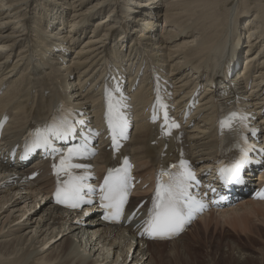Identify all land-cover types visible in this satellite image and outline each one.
I'll return each mask as SVG.
<instances>
[{
    "label": "bare ground",
    "instance_id": "obj_1",
    "mask_svg": "<svg viewBox=\"0 0 264 264\" xmlns=\"http://www.w3.org/2000/svg\"><path fill=\"white\" fill-rule=\"evenodd\" d=\"M134 1L0 0V20L6 17L4 24L7 25L5 32L0 31V119L10 113L6 121L7 143L13 144L35 122L48 118L56 107L66 103L75 107L76 115L80 114L74 122L75 136L88 132L97 118L99 84L106 77L110 81L106 75L107 63L116 67L122 78L128 74L126 113L132 112L130 117L134 122L144 119L146 101L142 95L149 90L146 80L137 86L138 90L133 85L142 66L149 64L160 73L167 99H174L171 110L176 116L181 114L198 84L207 86V90L199 98L202 107L193 114L201 111L205 120L215 113L217 85L229 88L230 101L241 97L247 113L258 115L262 108L264 111V0ZM100 13L106 14L97 18ZM133 13H137L136 22L132 20ZM244 18L247 20L239 26ZM63 27L69 28V34H61ZM89 29L91 34L82 39ZM245 33H248L246 45ZM124 46L128 51H123ZM239 59L250 66L242 65L231 77L229 72L235 69ZM250 80L251 84L246 85ZM131 98L137 103L130 102ZM133 106L136 115L131 111ZM254 120L255 116L248 120L242 142L232 139L226 143L227 156L240 146L247 148L245 183L223 187L232 188L234 196L244 195L246 187L264 179L261 173L264 115L257 123H252ZM229 122V119L224 121ZM213 129V125L197 123L192 129L184 130L180 140H171L158 138L156 128L141 121L135 124L132 138L121 155L112 156L104 148L92 163L98 168L106 164L116 166L123 156H129V160L137 163V172L146 178L157 167L170 165L179 157L202 164L204 168L211 167L225 148V141L219 142ZM240 131L235 130L233 135ZM233 142L236 144L231 146ZM26 170L0 163V264H153L151 258L147 261L153 255V246L175 244L186 233L174 240H137L132 227L106 226L99 213L86 224L84 211L64 210L51 202L46 182H29ZM208 171L204 177H217L215 168ZM145 194V190L135 193L131 209ZM238 201L236 205L210 210L196 223H203L204 231L214 222L229 226L232 236H248L252 233L251 226L264 216V200L246 195ZM47 202L37 215L33 208ZM88 206L94 209L96 204ZM31 223H35L34 234L22 233L33 227ZM224 233L227 234L226 230ZM59 234L63 235L58 238ZM52 239L56 241L44 251L42 248ZM238 246L232 247L239 258L237 263L254 264L255 259L238 250Z\"/></svg>",
    "mask_w": 264,
    "mask_h": 264
},
{
    "label": "rangeland",
    "instance_id": "obj_2",
    "mask_svg": "<svg viewBox=\"0 0 264 264\" xmlns=\"http://www.w3.org/2000/svg\"><path fill=\"white\" fill-rule=\"evenodd\" d=\"M66 1V0H64ZM71 0H69L70 2ZM95 1V0H91ZM136 1V0H135ZM134 1V2H135ZM147 1V0H143ZM150 2H156V0H151ZM71 3V2H70ZM72 3V6H76V4ZM163 5V4H162ZM233 5V4H232ZM140 7V6H139ZM163 6V11L166 12V7ZM48 10V8H47ZM72 14V10L70 12ZM70 13H67V16H69ZM106 14V13H105ZM105 14L101 13L99 17H103ZM137 13H133V21L136 22V15ZM70 17V16H69ZM68 18V17H67ZM6 17L1 18L0 20V31L5 32L7 30V25L6 23L4 24V20ZM95 20V19H94ZM247 20L246 18L242 19L239 22L242 25V23ZM246 26V24H243V27ZM68 29V30H67ZM247 29V28H246ZM69 28L63 27L61 30L62 35L69 34ZM92 30H88L84 37L82 39H85V37L89 36L91 34ZM247 34L245 33V40H243V43L246 45L247 42ZM61 35V36H62ZM60 36V37H61ZM81 39V42L83 41ZM81 42L79 45H81ZM244 45V46H245ZM243 46V52H245V47ZM123 51H128V47L124 46ZM75 50L72 52L71 57L74 56ZM252 53V52H251ZM249 53V55L251 54ZM246 54V52H245ZM244 55V54H243ZM74 78V76H73ZM206 88L203 89L205 92ZM202 91V92H203ZM255 178V177H254ZM254 178L252 179V183L255 182ZM256 179V178H255ZM254 184V183H253ZM45 200V199H44ZM239 201L235 202V205L238 204ZM49 202H47L45 205L40 207L39 205L35 206L33 210H37L36 214L39 215L42 210L44 209L45 206H47ZM39 206V207H38ZM96 214H91L84 216L86 224L90 222ZM36 217V216H35ZM262 219H258L253 226H251V234L250 232L248 233V236L244 235H239V236H232L231 231L229 230V226H222L221 224L216 225L214 222L209 223V228L208 230H205V226L203 223L198 222V223H193L191 225V228L185 233L183 238L179 240V242L175 244H165L162 246H153V255H151L147 261L151 258V262L153 264H240L237 263L239 258L234 255V252L232 247L234 245H240L238 246V250H240L243 253H249L251 256L255 259L254 264H264V254L262 252L264 248V216H260ZM258 222V223H257ZM33 227H28L26 228L22 233L28 234L29 232H32L29 234V236L33 235L35 231H33L35 228L34 224L31 223ZM31 226V225H29ZM15 227V225L11 226V228ZM226 230L227 234L224 233ZM28 231V233H27ZM208 231V233H207ZM259 231V232H258ZM3 235L6 234V232L2 233ZM239 234H243L240 232ZM252 236H250V235ZM63 234H59L58 238H60ZM255 236V237H254ZM15 237L12 236L10 238ZM56 241V239H52L47 242V245H45L42 249L44 251L48 250ZM102 245V244H101ZM100 245V246H101ZM250 247H246V246ZM89 249V248H88ZM55 256V255H53ZM96 256V255H95ZM113 256V255H112ZM153 259V260H152ZM132 263V262H131Z\"/></svg>",
    "mask_w": 264,
    "mask_h": 264
},
{
    "label": "snow or ice",
    "instance_id": "obj_3",
    "mask_svg": "<svg viewBox=\"0 0 264 264\" xmlns=\"http://www.w3.org/2000/svg\"><path fill=\"white\" fill-rule=\"evenodd\" d=\"M243 161L238 162L232 168L225 169L222 171V175L225 180L238 179L240 167L242 166ZM64 164V160H61V165ZM191 177V174L189 173ZM112 173H109V179H111ZM194 179V177H191ZM105 184H109V180H105ZM79 188H75L71 193L72 197L78 201L79 198ZM57 196H60V192H57ZM157 200L159 201L156 208H154V218L150 223L149 230L154 231L155 235L164 237L169 234H175L182 229L184 223V213L185 205L181 202L182 194L174 195L170 189H165V195L161 197V192L158 189ZM107 199V197H105ZM62 202V201H61ZM73 207L78 206L77 203H73ZM202 207V206H201ZM192 209L187 210L188 218L191 217Z\"/></svg>",
    "mask_w": 264,
    "mask_h": 264
}]
</instances>
